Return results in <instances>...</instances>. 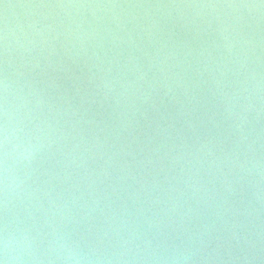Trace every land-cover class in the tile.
Segmentation results:
<instances>
[{"label":"water","instance_id":"obj_1","mask_svg":"<svg viewBox=\"0 0 264 264\" xmlns=\"http://www.w3.org/2000/svg\"><path fill=\"white\" fill-rule=\"evenodd\" d=\"M5 229L9 264H264V0H0Z\"/></svg>","mask_w":264,"mask_h":264},{"label":"clouds","instance_id":"obj_2","mask_svg":"<svg viewBox=\"0 0 264 264\" xmlns=\"http://www.w3.org/2000/svg\"><path fill=\"white\" fill-rule=\"evenodd\" d=\"M5 87H7L5 85ZM5 116L7 117V110L5 111ZM3 145H4V172H5V190H7V171H8V157L9 153L7 151V144H8V125L7 120L5 121V125L3 127ZM2 250H3V258H0V264H9V251H10V235L5 229L4 235L2 240Z\"/></svg>","mask_w":264,"mask_h":264}]
</instances>
